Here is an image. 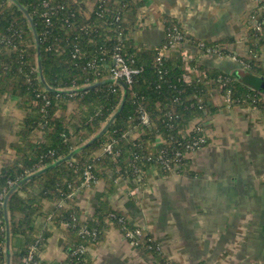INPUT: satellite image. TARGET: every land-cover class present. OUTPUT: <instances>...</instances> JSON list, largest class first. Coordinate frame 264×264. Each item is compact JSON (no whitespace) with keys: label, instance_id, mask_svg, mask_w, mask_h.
I'll return each mask as SVG.
<instances>
[{"label":"trees","instance_id":"obj_1","mask_svg":"<svg viewBox=\"0 0 264 264\" xmlns=\"http://www.w3.org/2000/svg\"><path fill=\"white\" fill-rule=\"evenodd\" d=\"M139 3L140 0H98L86 15L82 0H0V98L16 99L26 113L17 132L14 159L0 168V194L7 202L9 219L6 223L1 207L0 264H6L7 230L10 264H27L32 247L33 262L45 264L39 255L49 233L36 227L41 216L57 227L66 225L68 264L74 262L70 257L74 248L102 241L110 225L122 234L139 230L122 212L108 206L116 178L135 179L134 165L139 174L147 172L158 163L162 150L172 157L173 151H182L188 142L205 135L206 119L227 105L216 106L215 97L225 99L230 91V107H254L264 115V95L248 82L252 74L264 77L259 59L264 47L262 30L248 28L245 44L249 52L229 55L244 71L238 69L230 75L193 60L190 65L197 75L187 83L184 77L189 73L178 50L168 51L169 55L160 62L156 57L175 42L177 35L181 45L199 42L186 33L178 20L162 16L161 45L153 49L136 46L130 38L131 17L137 13ZM262 23L264 29V16ZM225 42L229 41L204 42L202 49H217L225 56ZM118 47L126 64L139 70L130 84L107 79ZM97 81L98 85L88 88ZM70 103L76 105L73 114L69 112ZM121 106L109 128L91 142ZM142 113L148 114V125L142 124ZM38 131L43 133L41 141L34 138ZM133 132L138 133L137 138H131ZM158 138L162 143L156 145ZM106 144H111V153L103 151ZM188 162V158L183 159L181 172L187 170ZM49 166L44 173L35 175ZM87 167H91L94 180H103L106 187L93 216L83 222L74 200L76 193L83 190ZM30 175L28 181L14 189ZM9 182L16 185L10 187ZM49 202L56 203L55 209L44 212ZM84 229L96 232V238L81 235ZM140 231L135 236V248L153 255L160 264H173L164 257L160 246L144 230ZM86 258L77 264H85Z\"/></svg>","mask_w":264,"mask_h":264},{"label":"crops","instance_id":"obj_2","mask_svg":"<svg viewBox=\"0 0 264 264\" xmlns=\"http://www.w3.org/2000/svg\"><path fill=\"white\" fill-rule=\"evenodd\" d=\"M97 1L82 0L86 15ZM137 7L130 34L136 46L158 48L164 37L161 17L168 16L199 43L229 41L222 44L225 56L204 52L199 45H181L189 63L195 60L230 75L239 69L229 55L246 54L245 19L253 9L252 0H140ZM259 59L264 68V47ZM193 75L197 73L188 74L189 81ZM214 104L221 107L225 100L215 97ZM69 107L73 114L76 105ZM25 114L16 99L0 98V168L14 159ZM205 126L207 144L187 156V170L166 174L151 166L140 180L118 177L108 206L144 230L170 263L264 264V115L249 107L224 106L206 119ZM130 136L137 138L138 133ZM34 138L41 141L43 133L35 132ZM105 187L99 179L76 193L81 221L93 216ZM55 206L46 203L44 212ZM36 227L49 233L40 261L67 264L66 225L57 227L41 216ZM86 257L85 264H160L153 255L132 247L111 225L102 241L89 246Z\"/></svg>","mask_w":264,"mask_h":264},{"label":"built area","instance_id":"obj_3","mask_svg":"<svg viewBox=\"0 0 264 264\" xmlns=\"http://www.w3.org/2000/svg\"><path fill=\"white\" fill-rule=\"evenodd\" d=\"M252 1H253V8L255 9V11H254L255 15L251 13L250 19L253 17V20L254 21L258 20V24H259V20L262 21V18L264 16V0H252ZM45 6H48V5L45 3ZM44 16H47V14H44ZM252 24H253L252 25L253 28L260 30V27H257V24H254V23H252ZM263 32H264V29H263ZM177 38H178V35L174 38L175 42L171 43L173 45H170L169 48H166L165 49L166 51H159L158 52V55H157L158 56V62H160L162 56H164L165 53L181 46L180 41L177 40ZM200 47L204 48L202 46H200ZM119 51H120V48L118 47L116 49L115 53L113 54V57H112L113 67L110 69L109 79L114 81V82H119L121 80H124L126 83L130 84V83H132V77L134 75L138 74L139 70L130 68L126 64L123 56L120 54ZM207 52L209 54H219L220 55L218 50L213 49V48L208 49ZM233 59L236 60V58H234V57H233ZM240 64L245 66V64L242 62ZM225 99H226V96H225ZM140 118H141V122L143 125H148L150 123V118H149L147 113H142ZM197 132H202V130L197 129ZM206 142H207V137H206V135H203V136H199L196 140H192V141L188 142L187 145L185 146L184 150L174 151L172 153V157H169L167 155V153L162 152L159 155V157H160V159H159L160 163L159 164H160L161 171L163 173H166V174H180V172L182 170L183 159H187V156L189 154L196 153L197 151L202 149ZM111 150H112L111 144H106L104 146V149H103L104 152L111 153ZM92 182H95L94 176L92 174L91 167H87V169L84 172V181L82 183V187H88V186H90V184ZM13 185H14V183L9 182L10 187ZM3 197H4V195L0 194V210H1V207L4 206V202L2 200ZM80 234L92 237L93 239L96 238V232H91L87 229L82 230L80 232ZM140 234H141V231L139 229V230H136L135 232L127 231L123 235H124L125 240L132 247H136L138 245V242L135 239V236L140 235ZM31 249L32 250L30 251V254L26 258L25 262L27 264H30V263L39 264L38 262H33V257H34L33 251H34L35 247H32ZM88 251H89V246H86L84 244H81V245L77 246L76 248H74L70 253L71 259L74 260V262L72 264H77V263L84 261Z\"/></svg>","mask_w":264,"mask_h":264},{"label":"water","instance_id":"obj_4","mask_svg":"<svg viewBox=\"0 0 264 264\" xmlns=\"http://www.w3.org/2000/svg\"><path fill=\"white\" fill-rule=\"evenodd\" d=\"M21 9H22V11L24 12V14H25L26 16H28V11H27L26 9H24L23 7H21ZM31 25H32V29H33V31H34V33H35V35H36V32H35V29H34V27H33L32 22H31ZM35 38H36V41H37V37H35ZM38 71H39V74H40L41 79H42V70H41V67H40V66H39V68H38ZM98 84H99V83H96V84H94V85L89 86L88 88H92V87H94V86H96V85H98ZM249 86H250L252 89L256 90L258 93L264 95V77H262V76H254V75H253L252 80H251ZM121 110H122V106H121L120 109H119V110H118V111H117V112L111 117V119H110V120L104 125L102 131H101V132H100L95 138H93L91 142L95 141L97 138H99V137L102 136V134H103V133L109 128V126L112 124L113 120L118 116V114L120 113ZM50 168H51V166L46 167V168H44V169H41L40 171L36 172L35 175H40V174L44 173L45 171H47V170L50 169ZM30 178H31V175L28 176L26 179H24L21 183H18V184L15 186L14 189H18V188L21 186V184H22L23 182L28 181ZM3 207H4V219H5L6 223H8V220H9V219H8V212H7V202L4 203V206H3ZM6 236H7L6 264H10V256H11V254H10V246H9V231H8V230L6 231Z\"/></svg>","mask_w":264,"mask_h":264},{"label":"rangeland","instance_id":"obj_5","mask_svg":"<svg viewBox=\"0 0 264 264\" xmlns=\"http://www.w3.org/2000/svg\"><path fill=\"white\" fill-rule=\"evenodd\" d=\"M254 11H255V9L253 8L252 10H251V12H249L248 11V13L246 14V28L248 29H251V28H253L252 27V23H254V24H257V27H260V30H262L263 31V25H262V21L261 20H259V24H258V20L257 21H254L253 20V17L250 19V14L252 13V14H254ZM255 15V14H254ZM250 19V20H249ZM253 29H256V28H253ZM263 36H264V33H263ZM180 36L178 35V38H177V40H180ZM171 45H173V44H171ZM199 46H202V47H204V45H203V43H199L198 44ZM181 47L182 46H179V47H177L176 48V50H178V52H180V54L183 56V60L185 61V68H186V70L190 73V72H195V69L194 68H192L191 67V65H190V63L188 62V61H190L189 59H188V54H187V51L186 50H183V51H181ZM249 47L246 45V53H248L249 52ZM169 54L168 53H165L164 54V56H162V58H164V57H167ZM162 58H161V60H162ZM160 60V61H161ZM156 62H158V56L156 57ZM239 70H242V71H244V69H242V67H240L239 66ZM184 79H185V81L187 82V83H189V82H191V81H189V78H188V75H186L185 77H184ZM193 79V78H192ZM230 95H231V92L230 91H228L227 93H226V99H225V103L227 104L226 106L229 108L230 107V105H231V102H232V100H231V97H230ZM249 108H251V109H256V110H258L257 108H254V107H249ZM162 143V141L160 140V138H158L157 139V142H156V145H159V144H161ZM163 144H164V142H163ZM162 152H164V150H162ZM174 152V151H173ZM172 152V153H173ZM159 159H160V157L158 156V158H157V164H153L152 166H154V167H157L160 171H161V169H160V161H159ZM134 167V176H135V178L136 179H138V180H140V178H142L143 177V173L142 174H139L140 172H139V169H137L136 168V165H134L133 166ZM162 172V171H161ZM181 173V172H180ZM96 182V181H95ZM84 188V187H83ZM62 201H60V203H59V205H62ZM112 218H114V215H112L111 216ZM119 222H121V220L119 219L118 220ZM110 224H112L111 222H109ZM68 264V263H67Z\"/></svg>","mask_w":264,"mask_h":264}]
</instances>
